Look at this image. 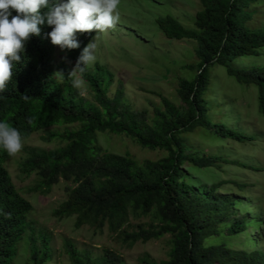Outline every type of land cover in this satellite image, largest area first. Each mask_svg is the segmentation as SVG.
Masks as SVG:
<instances>
[{
    "label": "trees",
    "instance_id": "1",
    "mask_svg": "<svg viewBox=\"0 0 264 264\" xmlns=\"http://www.w3.org/2000/svg\"><path fill=\"white\" fill-rule=\"evenodd\" d=\"M260 1L200 0L195 29L184 27L172 16L156 19L168 39L197 43L199 70L194 80L180 82L185 107L163 99L164 110L156 109L152 125L146 111H134L124 104L122 91L109 96L113 76L99 64L83 76L94 93V102L78 95L67 78L66 67L61 68L65 77H55L54 73L60 71L54 64L58 46L47 35L52 28L46 23L41 26V35L31 37L21 54V62L14 66L7 90L0 93V121L7 120L24 137L56 125H77L74 129L50 134V138L64 141L65 146L57 150L31 149L22 166L25 174L37 172L39 190L48 192L61 180L72 184L67 199L54 211L57 218L75 216L77 229L89 225L103 231L108 227L129 247L167 235L171 237L168 260L156 262L145 255L139 259L140 264H264L262 252L234 250L225 243H206L212 236L224 234L221 226L227 228L239 201L217 195L220 185L204 192L186 180V163L204 169L216 166L221 158L187 154L188 147L180 141L182 134L193 132L197 127L239 142L251 139L234 129L213 124L207 116L204 95L210 85L208 69L218 64L226 67L228 75L239 83L257 86L264 115V67L233 65L239 57L259 56L260 49L264 48V31L251 29L247 24L252 19L249 6ZM17 14L12 10L13 16ZM94 34L95 31L77 33L80 47L66 50L71 62L76 64ZM24 95L29 98L25 99ZM99 132L126 135L142 147L164 150L167 155L157 161L139 163L129 156L104 152L96 144ZM7 155L0 148V264H12L17 256L19 243L29 228L27 215L33 209L19 194L3 166ZM148 215L153 217L152 222L136 227L130 224L131 217ZM252 221L245 217L234 220L228 226V235L243 234ZM33 231L36 233L34 228ZM39 236L40 244L36 235L30 239L33 240L32 262L46 264L51 260V251L48 239ZM64 246L71 264L123 262L112 250H103L96 256L87 249L80 250L71 240H65Z\"/></svg>",
    "mask_w": 264,
    "mask_h": 264
},
{
    "label": "rangeland",
    "instance_id": "2",
    "mask_svg": "<svg viewBox=\"0 0 264 264\" xmlns=\"http://www.w3.org/2000/svg\"><path fill=\"white\" fill-rule=\"evenodd\" d=\"M118 10L121 17L119 23L98 36L95 32L89 41L96 38L97 44V59L89 70L94 71L97 64L107 68L113 76L109 96L114 97L122 91L124 104L134 111H146L148 122L152 125L156 109L164 110L163 99L180 108L185 107L180 96V82L194 80L199 70L197 43L187 39H168L159 29L156 19L172 16L184 27L195 29V16L201 10V3L200 0H121ZM248 11L252 18L247 23L248 27L264 31V0L251 4ZM259 52V56L239 57L233 65L239 68L264 67V48ZM54 64L59 70L66 67L69 71L75 66L66 50L62 51L59 47L54 54ZM208 72L210 85L204 98L209 120L251 139L239 142L222 138L204 127L182 134L180 141L188 147L187 154L221 158L216 166L204 169L186 163V180L204 192L213 185H220L217 195L239 201L228 226L241 217L254 219L243 234L229 236L230 228L221 226L224 234L212 236L206 243H225L234 250L264 254V115L259 106L258 88L239 83L228 75L226 67L218 64L209 67ZM76 92L85 100L94 102V93L87 82L76 88ZM76 127L75 124L56 125L35 132L25 137L20 153L7 155L3 160V166L11 175L19 194L33 206L27 215L29 228L22 236L12 264H33V240L30 239L36 235L40 244L39 234L48 239L51 251V260L46 264H71L65 240L73 241L80 250L87 249L96 256L103 250H112L122 257L121 264H140L139 259L145 255L156 262L168 260L172 247L169 235L129 247L108 227L103 231L89 225L77 229L75 216L59 219L54 215V211L67 199L72 184L61 180L46 192L38 189L40 177L36 171L30 174L22 172L31 149L57 150L66 143L57 137L50 138V134ZM96 144L104 152L129 156L139 163L157 161L167 155L164 150L142 147L126 135L111 132L97 133ZM152 221L150 215L130 218V224L135 227Z\"/></svg>",
    "mask_w": 264,
    "mask_h": 264
},
{
    "label": "clouds",
    "instance_id": "3",
    "mask_svg": "<svg viewBox=\"0 0 264 264\" xmlns=\"http://www.w3.org/2000/svg\"><path fill=\"white\" fill-rule=\"evenodd\" d=\"M120 3L121 0H0V93L7 90L14 66L21 62V54L31 37L41 35V26L46 23L52 28L47 35L62 51L78 49L77 33L95 31L98 36L119 23ZM12 10L18 14L13 16ZM96 48L95 38L84 47L67 74L74 88L84 84L85 72L97 59ZM54 76L60 78L65 74L60 70ZM24 98L29 97L24 95ZM24 143L25 137L17 128L7 120L0 121V148L15 156L22 151Z\"/></svg>",
    "mask_w": 264,
    "mask_h": 264
}]
</instances>
